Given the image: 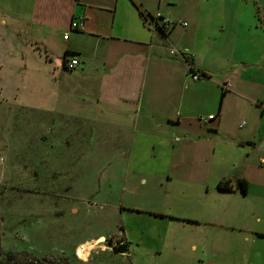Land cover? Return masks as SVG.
<instances>
[{"label":"crops","instance_id":"crops-1","mask_svg":"<svg viewBox=\"0 0 264 264\" xmlns=\"http://www.w3.org/2000/svg\"><path fill=\"white\" fill-rule=\"evenodd\" d=\"M181 1L0 0V68L33 81L35 66H47V102H58H43V122L55 116L72 148L88 144L80 164L136 166L145 140L171 151L170 178L182 177L172 194L186 209L170 217L185 227L174 246L183 264H264V0ZM158 12L186 24L163 34ZM74 19L85 29H70ZM73 55L81 65L66 69ZM241 178L247 192L218 189ZM83 243L94 246L80 243L77 256Z\"/></svg>","mask_w":264,"mask_h":264},{"label":"rangeland","instance_id":"rangeland-1","mask_svg":"<svg viewBox=\"0 0 264 264\" xmlns=\"http://www.w3.org/2000/svg\"><path fill=\"white\" fill-rule=\"evenodd\" d=\"M247 1L258 7L259 0ZM1 65L0 245L4 253L12 252L13 264H30L34 258L41 264H183L174 246L185 227L180 219L170 224V217L186 209L172 194L181 189L182 177L180 172L170 178L171 151L152 150L145 140L136 149V166L129 159L110 167L80 164L78 157L88 144L72 148V132L63 126L56 130L51 124L55 116L48 126L43 122L42 105L49 101L42 82L47 66L36 65L40 79L32 81L30 74L17 80L13 65ZM118 153L114 151L116 157ZM101 235L105 239L97 242ZM86 240L94 248L81 259L77 247ZM126 241L130 257L112 248Z\"/></svg>","mask_w":264,"mask_h":264},{"label":"trees","instance_id":"trees-1","mask_svg":"<svg viewBox=\"0 0 264 264\" xmlns=\"http://www.w3.org/2000/svg\"><path fill=\"white\" fill-rule=\"evenodd\" d=\"M142 15L144 16L145 21L148 22L149 19H154V17L152 15H146L144 14V12H142ZM156 27L160 29V31L163 34H168L169 31H166L159 23H156ZM191 73L196 72L197 70L194 68L190 69ZM218 189L220 190H235V189H240V191L242 192H247L248 190V182L247 179L245 178H241L239 180H237L236 185H234V183L231 181V179H225V180H221L219 183H217ZM112 248L117 251V252H122V253H126L129 252V244L128 242H124L120 245H113ZM12 252H5L3 251V249L1 248L0 245V264H13V257H12ZM15 264V263H14ZM30 264H41V262L38 261V259L34 258L30 260Z\"/></svg>","mask_w":264,"mask_h":264},{"label":"built area","instance_id":"built-area-1","mask_svg":"<svg viewBox=\"0 0 264 264\" xmlns=\"http://www.w3.org/2000/svg\"><path fill=\"white\" fill-rule=\"evenodd\" d=\"M157 19L160 20V25L166 30V31H169L171 30L174 26H176L177 24H186L185 22H182V21H176L174 19H170L168 17H163L160 12H158L155 16ZM70 29H80V30H84L85 29V24L84 22L81 20V19H74L71 23V27ZM68 34L69 31L65 34H63V37L65 39L68 38ZM172 53H178V50L176 49H172ZM64 67L66 69H69V70H72V69H75L77 68L79 65H81V60H80V57L77 56V55H73L72 57L70 58H66L65 61H64ZM191 76L195 79V80H198L202 77V74L199 73V72H193L191 73ZM216 117L215 114H211L207 117L204 118V121H209V120H212Z\"/></svg>","mask_w":264,"mask_h":264},{"label":"bare ground","instance_id":"bare-ground-1","mask_svg":"<svg viewBox=\"0 0 264 264\" xmlns=\"http://www.w3.org/2000/svg\"><path fill=\"white\" fill-rule=\"evenodd\" d=\"M94 246H91L90 243H83L79 246L78 250V256L79 258H85L87 255H89L91 248Z\"/></svg>","mask_w":264,"mask_h":264}]
</instances>
